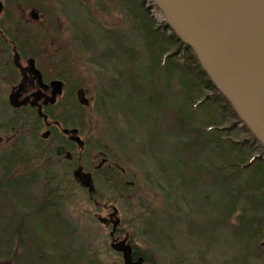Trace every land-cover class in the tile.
Wrapping results in <instances>:
<instances>
[{
	"label": "rangeland",
	"instance_id": "rangeland-1",
	"mask_svg": "<svg viewBox=\"0 0 264 264\" xmlns=\"http://www.w3.org/2000/svg\"><path fill=\"white\" fill-rule=\"evenodd\" d=\"M134 2L46 0L41 5L57 34L59 58L67 62L69 93L84 87L94 97L84 108L70 100L63 113L51 115L81 129L86 146L79 164L92 172L96 192L89 195L75 182V162L44 163L37 145L45 127L40 125L33 137L35 116L7 114L10 107L5 104L0 154L17 153L18 201L21 212L30 213L29 229H35L32 238H21L20 264H28V255L34 256L32 264H124L110 246L111 228L97 219L98 214L107 216V203L119 210L117 236L128 235L135 249L147 253L150 264H264V237L252 244L232 239L239 212L225 223L219 204L224 191L214 186L221 156L201 153L199 134H204L211 111L195 104L212 91L187 90L188 82L199 84L196 65L172 41L162 55L167 34L153 35L157 45H148L150 27L159 20ZM180 64L187 75L181 76L180 70L170 76L168 68ZM214 109L223 116L222 104ZM182 113L191 114L192 131ZM232 122L226 119L222 126ZM241 126L233 132L237 141L247 138ZM10 136L14 138L5 143ZM184 144L195 147L193 156H187ZM100 151L126 173L97 169ZM7 171L12 174L13 167ZM154 224L155 234L149 229Z\"/></svg>",
	"mask_w": 264,
	"mask_h": 264
},
{
	"label": "flooded vegetation",
	"instance_id": "flooded-vegetation-1",
	"mask_svg": "<svg viewBox=\"0 0 264 264\" xmlns=\"http://www.w3.org/2000/svg\"><path fill=\"white\" fill-rule=\"evenodd\" d=\"M0 1L3 4V11L0 13V119L1 114H5V104L10 107L7 114H33L35 121L30 127L31 135L35 137L40 125L45 127L44 132L49 133L47 138L41 136L37 145L44 156L43 162L52 164L60 160L68 165L75 162L73 178L83 190H87L74 177L75 171L83 168L79 164V155L83 153L86 145L81 137V129L51 114L63 113L70 100L84 108L85 104L80 103L78 98L79 90L84 91L82 99L83 102L87 101L88 105L94 100L93 94L84 87H79L74 94L69 93L67 62L65 58H59L60 49L56 46L55 39L57 34L53 31L48 13L41 7L46 4V0ZM12 95L23 105L13 107L10 103ZM75 129L78 130L77 134L71 132ZM3 132L4 126L0 124V134ZM77 137L84 141L83 146L78 144ZM0 138L1 145L5 137ZM13 138L14 136L7 137L5 143L9 144ZM60 146L64 147V153L57 155V148ZM2 155L0 154V264H20L21 238L23 236L26 239V235L32 238L35 229L32 225L33 229L31 226L29 229L27 221L30 213L21 212L18 201L21 183L18 179L19 172L16 171L20 163L16 157L17 153L12 152L7 157ZM99 156L101 161L97 169L105 167L120 174L126 173L118 163L110 162L108 153L100 151ZM12 167L13 172L9 175L7 170ZM82 172L90 173L94 184L92 172L83 169ZM87 191L89 195H94V191ZM113 206L108 203L105 205L104 209L110 210L106 217H109ZM39 227L43 228L41 222ZM105 227L112 230L111 223ZM47 230L48 224L41 232L45 233ZM116 237L122 239L117 233ZM33 260L34 256L28 255V264H32Z\"/></svg>",
	"mask_w": 264,
	"mask_h": 264
},
{
	"label": "water",
	"instance_id": "water-1",
	"mask_svg": "<svg viewBox=\"0 0 264 264\" xmlns=\"http://www.w3.org/2000/svg\"><path fill=\"white\" fill-rule=\"evenodd\" d=\"M155 1L175 36L192 48L208 76L264 146V0ZM83 96L84 91L79 90V101L88 105ZM10 103L16 108L23 105L13 95ZM71 132L77 134L78 130ZM77 142L84 145L80 137ZM63 153L64 147H58L57 154ZM74 177L94 191L90 173L78 169ZM97 219L101 224L112 223L111 248L122 254L124 264H149L143 256L134 260L128 235L122 240L115 238L121 223L116 207L108 218L97 215Z\"/></svg>",
	"mask_w": 264,
	"mask_h": 264
},
{
	"label": "trees",
	"instance_id": "trees-1",
	"mask_svg": "<svg viewBox=\"0 0 264 264\" xmlns=\"http://www.w3.org/2000/svg\"><path fill=\"white\" fill-rule=\"evenodd\" d=\"M136 6L145 12L146 8L141 0H133ZM145 8V9H144ZM147 11V10H146ZM156 27V26H155ZM151 25L148 37V45L153 47L156 46L158 41L154 40L156 34L165 33V26L161 28H155ZM160 31L162 33H160ZM157 37H160L156 35ZM160 39V38H158ZM169 41H163L162 55L168 53V45L170 41L172 44H178L179 52L185 55L186 58L192 61L197 68V79L199 84L193 87L190 82L186 84V88L189 92L198 88L209 89L212 91V96H204L195 107L203 110L211 111L210 119L205 128V132L199 134L202 136L201 153L209 156H221L219 157L222 161L216 165V183L215 187L218 191H224L222 199L219 200V204L224 207V217L229 221L231 217L239 212L238 226L232 227L233 238L237 237L244 241L246 244H252L256 242L259 237H264V146L259 142L256 136L251 132L246 124L243 123L241 118L232 108L224 94L217 88L207 72L199 63L192 48L186 44H183L181 40L177 39L175 35L168 37ZM167 43V44H166ZM173 54L167 56L170 58ZM181 66V67H180ZM170 76L175 72L180 73L181 76H186L187 71L183 69L182 64L171 66L168 68ZM185 88V89H186ZM197 98V95H196ZM198 99V98H197ZM222 104L224 114H215V104ZM205 110V111H206ZM185 113V112H184ZM182 113V120L188 124L189 131L193 129V120L191 114ZM232 119V124L229 126H222V122L226 119ZM241 124L242 130L247 133V138L243 140H235L233 138V132L237 126ZM184 139V138H183ZM182 139V141H183ZM187 149V156H193V149L195 148L192 144H184ZM258 150L259 152L253 156V152ZM195 179L191 180L192 184ZM21 204V202H20ZM157 225H153L149 228L154 234L157 230ZM259 236V237H258ZM264 243V242H263ZM264 245V244H263ZM134 258L143 256L148 263L152 260L147 256V253L142 250L135 249Z\"/></svg>",
	"mask_w": 264,
	"mask_h": 264
},
{
	"label": "built area",
	"instance_id": "built-area-1",
	"mask_svg": "<svg viewBox=\"0 0 264 264\" xmlns=\"http://www.w3.org/2000/svg\"><path fill=\"white\" fill-rule=\"evenodd\" d=\"M146 4L151 7L150 11L154 13L153 14L154 16H157V19L159 20V22H162L161 16L156 12V9L153 7V1L152 0H146Z\"/></svg>",
	"mask_w": 264,
	"mask_h": 264
}]
</instances>
